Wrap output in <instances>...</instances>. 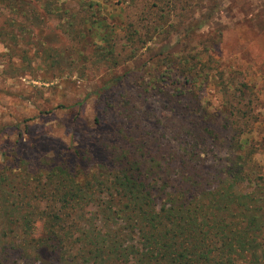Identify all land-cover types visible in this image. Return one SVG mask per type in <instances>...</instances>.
<instances>
[{
  "label": "rangeland",
  "instance_id": "1",
  "mask_svg": "<svg viewBox=\"0 0 264 264\" xmlns=\"http://www.w3.org/2000/svg\"><path fill=\"white\" fill-rule=\"evenodd\" d=\"M16 1L17 16L0 2V27L14 20L18 36L0 46V148L17 149L32 172L45 158L58 162L79 149L104 158L99 137L115 128L124 104L147 112L169 137L183 124L194 127L182 100L201 98L203 125L221 140L233 111L248 116L233 127L250 128L252 145L264 141V0ZM94 9L112 26L113 46L100 38L107 27L98 28ZM92 25L95 33L87 31ZM262 144L254 163L264 172ZM2 167L17 165L0 154ZM42 231L39 222L36 234Z\"/></svg>",
  "mask_w": 264,
  "mask_h": 264
},
{
  "label": "trees",
  "instance_id": "2",
  "mask_svg": "<svg viewBox=\"0 0 264 264\" xmlns=\"http://www.w3.org/2000/svg\"><path fill=\"white\" fill-rule=\"evenodd\" d=\"M2 1L18 13V1ZM94 14L98 28L107 27L100 38L113 46L112 26ZM14 23L0 27V46L18 41ZM188 73L195 92L197 77ZM190 100L182 101L194 127L183 124L169 137L147 112L124 104L115 128L99 137L104 158L79 149L58 162L45 158L32 172L17 149L0 148L17 165L0 169V264H264V172L254 163L264 141L252 145L247 125L233 127L248 116L232 110L221 140L203 125L201 98Z\"/></svg>",
  "mask_w": 264,
  "mask_h": 264
}]
</instances>
